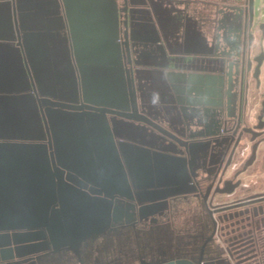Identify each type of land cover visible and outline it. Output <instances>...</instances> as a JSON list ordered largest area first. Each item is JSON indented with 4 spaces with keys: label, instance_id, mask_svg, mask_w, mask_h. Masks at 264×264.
<instances>
[{
    "label": "water",
    "instance_id": "obj_1",
    "mask_svg": "<svg viewBox=\"0 0 264 264\" xmlns=\"http://www.w3.org/2000/svg\"><path fill=\"white\" fill-rule=\"evenodd\" d=\"M241 2L235 15H223L222 19L234 21L226 20L217 30L223 29L226 55H241V72L253 71L259 88L264 68V2L257 8L258 16L254 0ZM121 11L127 19L137 9ZM119 12L115 0H0V230L30 229L10 237L1 234L0 249L10 243L9 238L18 247L38 241L42 228L52 244L77 246L103 226L157 215L169 198L198 195L191 177L199 154L206 152L198 139L216 136L217 127L211 118L201 123L199 107L216 105L215 87L223 84V77L182 71L165 74L174 93L182 94L187 86V107L182 105V96L178 104L183 114L191 112L196 121L186 125L205 129L186 136L193 142L173 137L147 118L150 112L146 117L137 111L118 41ZM256 48L259 54L251 56ZM202 86L204 101L197 99ZM10 91L13 95H7ZM148 97L149 111L154 96ZM227 115L233 116L229 111ZM263 115L264 99L257 124L241 127L238 119L221 145L213 140L222 149L213 161L219 165L216 169L229 151L224 173L245 135L251 147L243 169L264 158ZM91 178H101L106 184L95 182L98 188L94 189L82 183ZM239 184L227 180L214 192L230 196ZM200 195L205 201L207 192ZM122 198L130 202L124 205ZM217 207L208 212L209 220L227 230L231 244L225 249L209 247L204 263L202 247L197 261L178 258L170 264H246L259 258L257 235L252 234L264 214V193ZM3 250L0 261L8 259Z\"/></svg>",
    "mask_w": 264,
    "mask_h": 264
},
{
    "label": "flooded vegetation",
    "instance_id": "obj_2",
    "mask_svg": "<svg viewBox=\"0 0 264 264\" xmlns=\"http://www.w3.org/2000/svg\"><path fill=\"white\" fill-rule=\"evenodd\" d=\"M241 1L133 0L134 4H131V0H115L120 10L118 41L121 43L123 67L132 80L139 114L146 116L145 113L150 112L152 118L146 117L161 129L175 138L191 141L186 139L190 132L200 130L198 132L204 133L205 129L203 126L196 128L191 124L186 125L191 120L196 121L191 112L183 114L180 110L181 105L178 104V99L181 98L179 96H182L184 101L182 105L187 107L185 104L187 86H184L185 88L179 86L183 89L182 94L174 93L173 85L166 81L165 74L182 71L223 77V84L217 83L215 87L216 94L213 98L216 105L199 107L201 123L211 118L217 126L216 136H204L198 139L200 143L206 145L204 146L206 152L199 154L195 176L191 177L192 182L197 186L198 195L207 192L206 200L203 201L201 195L194 196V194L169 198L166 206L157 215L141 221L126 223L121 220L103 226L101 231L92 233L77 246L69 243L52 244L44 228L41 230L42 238L21 244L19 247L13 245L9 238L10 243L0 249H4L3 254L8 259L0 261V264H141V262L170 264L178 258L195 262L202 247L201 263H204L208 260L206 252L209 247L217 246L225 249L231 244L225 235L227 230L220 224L212 225L208 212L216 210L219 208L217 205L224 202L264 193V186L254 191L244 188L251 183H254L252 186L255 187L264 184V158L262 160L257 158L250 166L243 169L251 147L248 136L241 138L239 147L235 150L224 173L222 171L229 151L221 167L216 169L219 165L213 163L219 159V154L222 152L221 146L218 147V144L216 146L213 140L219 141L221 145V139L231 136L238 119L241 121V127L257 124V116L264 99V68H261L260 86L257 88L251 76L253 71L248 75L241 72L242 56L226 55L229 49L222 40L223 29L217 30L218 26L223 27L227 21H234L229 17L226 18L227 21L222 18L224 14L235 15L237 8L243 6ZM124 7L137 9V12L131 13V16L127 15L126 19L124 12L121 11ZM203 7H206V10L202 9ZM62 32L65 34L64 30ZM217 34H220V38L216 41ZM258 54L259 50L256 48L251 56ZM176 58L185 61L178 62ZM254 66L255 63L252 64L251 70ZM179 67L186 68L179 69ZM5 86L9 90L12 89L11 85ZM2 87L0 85V88ZM149 94H153L154 98H151L150 103L153 108L148 111L146 105L150 106L147 103L150 100ZM7 95L13 93L10 91ZM199 98L202 101L207 98L203 86L197 99ZM141 100L146 103L142 104ZM46 107L49 108L47 105ZM228 111L233 116H228ZM261 120L264 121V115ZM156 133L167 141L175 143L172 138L157 131ZM90 180L91 182L84 180L82 183L94 189L98 188L95 182L104 181L101 178ZM227 180L233 184L240 183L234 193L230 196L215 193L216 189L223 188L222 182ZM103 183L106 184L105 181ZM122 200L124 205L130 202L126 198ZM194 204L199 209L201 220L193 218ZM253 227L256 230L253 231L255 234L252 236L257 235L258 251L261 252L258 259L261 261L264 256V214L259 216ZM29 230H0V235L10 237L13 233H24ZM2 239L7 240V237Z\"/></svg>",
    "mask_w": 264,
    "mask_h": 264
},
{
    "label": "crops",
    "instance_id": "obj_3",
    "mask_svg": "<svg viewBox=\"0 0 264 264\" xmlns=\"http://www.w3.org/2000/svg\"><path fill=\"white\" fill-rule=\"evenodd\" d=\"M208 1H210V2H214V1H219V0H208ZM202 9H204V10H206V7H203ZM209 9H211V8H209ZM262 186H264V184L263 185H258V186H253V189H252V191H254V189L255 190H259ZM193 207H194V213H193V218H194V220L195 219H197V220H201V215L199 214V209H198V207H197V205L196 204H194V205H192ZM193 220V221H194ZM192 227V226H191ZM193 227H194V224H193ZM264 257V256H263ZM262 259V258H261ZM260 259H258V260H255L254 261V259H252V260H250V261H248V262H246V264H264V259H263V261L261 260V261H259Z\"/></svg>",
    "mask_w": 264,
    "mask_h": 264
},
{
    "label": "rangeland",
    "instance_id": "obj_4",
    "mask_svg": "<svg viewBox=\"0 0 264 264\" xmlns=\"http://www.w3.org/2000/svg\"><path fill=\"white\" fill-rule=\"evenodd\" d=\"M263 2H264V0H254V7H255V14H256V16L259 15V11L257 10V8L261 7L263 5ZM252 185H254V183H251L249 185H245L244 188L247 187L246 190L253 189V186Z\"/></svg>",
    "mask_w": 264,
    "mask_h": 264
}]
</instances>
